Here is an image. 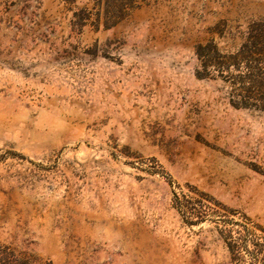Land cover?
<instances>
[{
    "label": "rangeland",
    "instance_id": "374dc122",
    "mask_svg": "<svg viewBox=\"0 0 264 264\" xmlns=\"http://www.w3.org/2000/svg\"><path fill=\"white\" fill-rule=\"evenodd\" d=\"M0 264H264V0H0Z\"/></svg>",
    "mask_w": 264,
    "mask_h": 264
}]
</instances>
